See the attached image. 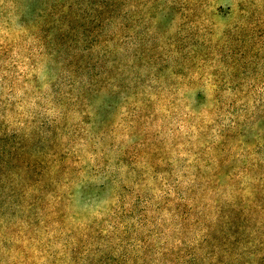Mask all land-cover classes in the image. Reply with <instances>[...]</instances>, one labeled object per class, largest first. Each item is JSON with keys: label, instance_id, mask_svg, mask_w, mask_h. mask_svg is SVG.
Here are the masks:
<instances>
[{"label": "rangeland", "instance_id": "obj_1", "mask_svg": "<svg viewBox=\"0 0 264 264\" xmlns=\"http://www.w3.org/2000/svg\"><path fill=\"white\" fill-rule=\"evenodd\" d=\"M0 264H264V0H0Z\"/></svg>", "mask_w": 264, "mask_h": 264}, {"label": "trees", "instance_id": "obj_2", "mask_svg": "<svg viewBox=\"0 0 264 264\" xmlns=\"http://www.w3.org/2000/svg\"><path fill=\"white\" fill-rule=\"evenodd\" d=\"M107 13H108V17L109 18H111V16H112V13H111V11H107ZM128 19V17H125V19L124 20H127Z\"/></svg>", "mask_w": 264, "mask_h": 264}]
</instances>
